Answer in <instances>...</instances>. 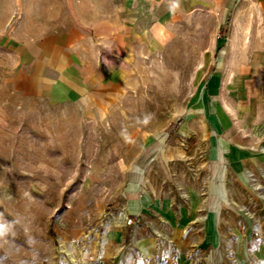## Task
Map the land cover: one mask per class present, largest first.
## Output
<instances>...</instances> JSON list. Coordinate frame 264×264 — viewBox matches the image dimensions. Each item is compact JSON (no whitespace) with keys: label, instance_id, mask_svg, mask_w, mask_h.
I'll use <instances>...</instances> for the list:
<instances>
[{"label":"rangeland","instance_id":"374dc122","mask_svg":"<svg viewBox=\"0 0 264 264\" xmlns=\"http://www.w3.org/2000/svg\"><path fill=\"white\" fill-rule=\"evenodd\" d=\"M104 6L80 95L0 52V264H264V0Z\"/></svg>","mask_w":264,"mask_h":264},{"label":"crops","instance_id":"0c3cea01","mask_svg":"<svg viewBox=\"0 0 264 264\" xmlns=\"http://www.w3.org/2000/svg\"><path fill=\"white\" fill-rule=\"evenodd\" d=\"M140 3L145 0H133ZM117 0H0V52L22 97H63L58 86L80 95L87 87L81 43L100 34L99 12Z\"/></svg>","mask_w":264,"mask_h":264}]
</instances>
